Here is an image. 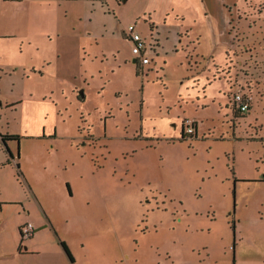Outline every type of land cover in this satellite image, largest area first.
I'll return each instance as SVG.
<instances>
[{
	"label": "rangeland",
	"instance_id": "374dc122",
	"mask_svg": "<svg viewBox=\"0 0 264 264\" xmlns=\"http://www.w3.org/2000/svg\"><path fill=\"white\" fill-rule=\"evenodd\" d=\"M129 23L151 45L150 74L121 37ZM226 27L227 37L256 46L243 45L248 57L227 65L236 74L224 70L212 83L204 72L211 30ZM50 28L57 34L43 44ZM178 28L186 48L163 64L153 51L160 39L173 45ZM90 31L97 56L83 61ZM30 33L37 44L25 42ZM41 63L38 75L32 67ZM189 64L197 75L181 83ZM46 84L58 104L45 125L53 136L20 141L27 185L15 168L2 174L41 203L46 230L30 216L33 240L14 232L23 246L46 250L37 262L70 263L62 241L75 264H264V0H0V96L37 100ZM235 93L249 98L247 112L233 107ZM19 123L0 110L1 129ZM232 168L252 181L235 183Z\"/></svg>",
	"mask_w": 264,
	"mask_h": 264
},
{
	"label": "crops",
	"instance_id": "0c3cea01",
	"mask_svg": "<svg viewBox=\"0 0 264 264\" xmlns=\"http://www.w3.org/2000/svg\"><path fill=\"white\" fill-rule=\"evenodd\" d=\"M68 1H79V0H68ZM81 1L90 2L93 0H81ZM120 3L121 2H119V5ZM151 6L152 5H150V7ZM107 7L109 8L110 6L108 5ZM110 8H112L113 10V7H110ZM110 12L112 13V16H113L114 10ZM112 19L115 20L116 17ZM129 25L130 23L127 26H125V30ZM103 27H106V25H103ZM226 30H227V27L225 28V34H222L221 32H216L213 29L211 30L212 33H211L210 39H211V44L213 47H212V51L205 55V59L207 60V63L204 66V72L205 74L207 73L209 74L207 79L210 80V82L212 83L220 82L221 80H223V78L221 77V73L224 70H227L226 72L227 74L229 71H230V74H233V75L236 74L237 70L233 68V64L230 67L227 65L230 62H234L236 59L239 61L238 63L240 64L242 63L244 56L247 55L248 57L249 55L248 51H245V47L243 45L248 46L250 44L251 45L255 44L256 46L255 41L252 43H246L245 38L242 41H239L238 43L232 37L226 36ZM176 31H177V34H175L173 38V45L168 46L165 43H162L160 39L159 49L156 48L155 51H153V54L156 55V57L158 58L157 60L162 59V61H164L163 64H166L165 58H167L169 55L173 56L177 54L178 51H181V50L184 51L186 48L184 45L185 44L184 42H185V39H187V36L181 33L182 32L181 28H178ZM241 31H243V29ZM51 33L57 34V30L55 28H50V32H45L44 36H41L42 37L41 40L43 44H46L47 42H52L53 37H51ZM90 34L92 35V40H90L88 44L85 43L79 46L78 53L80 54L82 52L81 55L85 54L87 56L86 58L85 56L84 58H82L83 61L91 58V56H94L92 58H96L97 56V54L93 50L92 41L97 42L98 37L95 34H93L91 31L89 35ZM120 34H121V37L127 38L126 33L124 34L123 32H120ZM30 35L32 34L30 33L29 36L26 37L25 42H27V44L29 45L31 43L37 44L36 39ZM242 35L245 36V33L243 32ZM169 39L170 38H165L164 40L168 42ZM27 40H30V41L28 42ZM236 54H239V55H236ZM113 55H114V58L117 57L115 56L116 55L115 53H113ZM147 56L149 58L151 57L148 54ZM217 57H220L222 59L218 61ZM131 61L133 64H136V66H138V63L134 56L131 58ZM133 61H135V63ZM211 62L215 63L214 69L210 65ZM151 63L152 62L150 58V63L141 67L142 68L141 74L144 75V73L150 74L153 72L155 67L152 66L154 65V63L152 64ZM43 64L44 63H41V68H40L41 71L37 70L36 66H33L32 67L33 72L35 73L39 72L38 75H42L43 74L42 72ZM182 64L184 65V63H179V66H182ZM186 68H188L185 70L186 73L184 72V75L180 76V81L182 80L181 83L184 80H186L185 77L192 78L193 76L197 75L196 73H193L192 71L193 69L190 66V64L187 65ZM220 68H221V71H219ZM186 75H189V76H186ZM225 83H226L225 84L226 87L232 90L233 87L231 88V86H228L226 81ZM237 88H240V90L244 92L241 86ZM75 90H78V89L75 88ZM43 92H46V93H44L42 97L37 100L29 99L28 101H25L22 96H16V99H17L16 103H10V100L7 96H5L4 98L0 96V110L6 111L7 114L8 113L10 114L11 112H13L16 115V117H18V119L22 122V124L19 123L20 125L18 126L17 130L15 129L13 131H9V128L8 129L0 128V183L3 184L4 186H7L4 191L0 192V264H9V263L12 264L13 262H15V260H22L24 264H30L32 260L34 261L33 264H61L60 261H57L55 259L49 260V261L45 259V260H42V262L40 261L37 262L36 259L40 258L43 254H45L46 250L42 251L37 246L31 248L30 247L31 245H28L26 247V246H23L21 241L18 242L15 240V237H14L15 225L17 226L16 229L20 234L21 228L26 226V223H28L26 220H29L30 216H34L37 219L42 220L41 223L36 222L35 220H33L32 222L36 226H38V229L42 227L43 229L46 230L47 228L46 223L45 221L43 222V218H42L43 216H45V214L40 206L41 203L39 199L34 195V192L31 191L29 186H28V192L30 193L31 197L34 199L36 207L30 200V198L26 197L25 192L19 189L20 185L22 184L21 182H19V179L14 180V176L12 175L10 176V180L12 182L9 184L8 182H4L7 179H5L2 175L5 169H7L6 171L9 172L11 169L15 168L21 173L23 182L26 184L25 179L22 175V172L20 171V166H21L20 164L21 152L19 150L20 141L22 140V138L41 139V140L46 141L50 139L49 137L53 136L52 133L45 134V130H46L45 125L54 124L55 118L57 117L56 110L58 108V104L56 103L55 100L51 99L52 97L49 98V96L53 95L54 91L48 88V84L44 86ZM242 94L245 95L244 93ZM226 113L229 117L231 116V112H226ZM191 123L193 125L192 127L193 132L191 134L187 133V136H189L190 138L192 135H196V120H193V122ZM2 135H13V136H18L19 138L17 140H9L5 144L2 142V139H1ZM56 136L57 135L55 134L54 137ZM16 145L17 147L15 149ZM3 146H6V150L3 148ZM231 171L233 173V181L235 183L239 181H252L251 179L247 177H236L233 168L231 169ZM40 214H42V217ZM49 221H50L49 219L48 221L46 219V222H49ZM36 226L34 227L36 228ZM6 232H7V235H5V237L3 238V235ZM7 236H10L9 240L6 239ZM31 236L33 240V229L29 237ZM8 241L11 242L10 245H7ZM70 252L74 258V264H75L77 262L75 254L71 250Z\"/></svg>",
	"mask_w": 264,
	"mask_h": 264
},
{
	"label": "built area",
	"instance_id": "2783aa9c",
	"mask_svg": "<svg viewBox=\"0 0 264 264\" xmlns=\"http://www.w3.org/2000/svg\"><path fill=\"white\" fill-rule=\"evenodd\" d=\"M128 40L132 43V54L134 55L138 66L142 67L150 63V58L147 54L151 51V45H147L144 40L140 37V34L136 31V24H130L125 30ZM249 98H247L242 93H235L232 96V102L236 109L240 113H245L249 109ZM193 132L192 123H187V133L191 134ZM22 237H29L32 233V226L27 224L20 230Z\"/></svg>",
	"mask_w": 264,
	"mask_h": 264
},
{
	"label": "trees",
	"instance_id": "16d2710c",
	"mask_svg": "<svg viewBox=\"0 0 264 264\" xmlns=\"http://www.w3.org/2000/svg\"><path fill=\"white\" fill-rule=\"evenodd\" d=\"M93 1H95V0H93ZM8 138L11 140H17L18 136H9ZM181 139H184V132H182V134H181ZM20 234H21V232H20ZM21 236H22V234H21ZM59 244H60L65 256L68 258L70 264H74V258L72 256L68 246L62 241H59Z\"/></svg>",
	"mask_w": 264,
	"mask_h": 264
},
{
	"label": "flooded vegetation",
	"instance_id": "af4514ba",
	"mask_svg": "<svg viewBox=\"0 0 264 264\" xmlns=\"http://www.w3.org/2000/svg\"><path fill=\"white\" fill-rule=\"evenodd\" d=\"M231 103L233 104L232 100H231ZM233 107H235L234 104H233ZM235 109H236V107H235ZM236 110H237V109H236ZM239 113H240V112H239ZM240 114H241V113H240ZM242 114H243V113H242ZM192 127H193V125H192ZM9 136H13V135H2V136H1L2 142L6 144L7 141L11 140V139L8 138Z\"/></svg>",
	"mask_w": 264,
	"mask_h": 264
},
{
	"label": "water",
	"instance_id": "95a60500",
	"mask_svg": "<svg viewBox=\"0 0 264 264\" xmlns=\"http://www.w3.org/2000/svg\"><path fill=\"white\" fill-rule=\"evenodd\" d=\"M135 63V61H133Z\"/></svg>",
	"mask_w": 264,
	"mask_h": 264
}]
</instances>
